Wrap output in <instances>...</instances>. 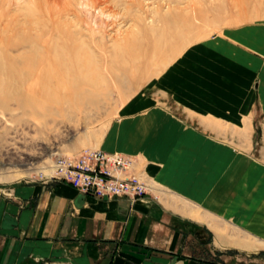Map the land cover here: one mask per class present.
Here are the masks:
<instances>
[{
    "label": "crops",
    "instance_id": "1",
    "mask_svg": "<svg viewBox=\"0 0 264 264\" xmlns=\"http://www.w3.org/2000/svg\"><path fill=\"white\" fill-rule=\"evenodd\" d=\"M222 34L189 44L141 86L119 109L100 149L136 155L167 196L229 217L248 236L220 238L222 246L260 254L264 164L189 137L217 134L225 124L249 138L250 147L260 138L264 149V26ZM168 100L183 114L168 116L161 106ZM205 143L214 147L207 155ZM156 196L99 198L62 181L0 188V264H212L218 250L203 256L187 244L188 229L195 240L203 227L212 230L187 207L170 208ZM246 264H264V256Z\"/></svg>",
    "mask_w": 264,
    "mask_h": 264
},
{
    "label": "rangeland",
    "instance_id": "2",
    "mask_svg": "<svg viewBox=\"0 0 264 264\" xmlns=\"http://www.w3.org/2000/svg\"><path fill=\"white\" fill-rule=\"evenodd\" d=\"M46 1L0 0V26L10 21L13 22L15 30L21 28L26 31L24 33L27 36H41L44 33L42 37H50L49 34L56 23L60 26L55 34L58 35L56 37L60 48L69 42L71 37L78 38L82 46L85 43L88 46L80 45L76 51L72 47L67 48L69 50L66 49V53L64 49L59 54H67L68 58L64 56L67 60L73 54L80 55L79 58L84 57L85 60L83 59L81 68L67 67L61 70V74L66 77L64 83L54 79L47 82L34 81L35 75L28 76L27 70L31 69L34 74L40 73L39 64L35 67L22 65L21 77L18 75L11 78L0 69V161L6 163L0 166V188L24 181L46 182L40 178V171L48 173L56 155H74L85 149L103 148L106 132L121 106L141 86L150 84L189 44L221 37L228 29L239 30L254 24L264 26V0H101L106 4L103 7L107 8L109 13L118 15L116 25L120 26L116 27L119 28V39L111 42L110 39H105L104 33V36L100 35L102 29L92 33L83 29L84 22L91 17L82 9V3L87 0H52L49 5ZM60 12H65L62 14L64 18L59 15ZM51 15L57 17L51 18ZM109 29L106 31L111 33ZM126 34L128 35L124 39ZM153 40L159 45L154 46ZM100 43L103 48L99 47ZM101 49H104L103 52ZM25 54L27 57H38L42 56L44 51L27 50ZM69 71L74 74L71 76ZM30 98L40 105L35 112L22 109V101ZM161 106L172 118L173 110L182 112L172 106L169 100ZM218 129L219 132H212L211 136L195 131L194 135L189 137L198 143H217L220 147L234 151L236 157H248L254 162L264 164V149L260 138V142L257 138V143L250 147L247 143L249 138L240 137L241 134L234 132L232 127L219 124ZM240 139L245 142H238ZM213 149V146L205 143L203 153L207 155ZM25 167H31V172L21 174L18 169ZM151 181L155 188L154 193H157L167 206L176 210L186 209L182 206L180 198L167 196L162 186L157 185L152 178ZM187 209V212L196 213L203 226L212 230L203 227L200 240L198 237L194 239V229L187 230V244L195 247V253L198 254L201 249L203 256H206L207 253H216L218 250L219 255L213 257L210 263L246 264L253 256H264L262 250L258 254L220 244L221 239L239 241L246 236L241 228L233 226L231 218L223 215L226 218L223 219L205 208L192 206ZM206 220L208 224L205 223ZM196 230L198 235L199 230ZM191 253L194 255V252Z\"/></svg>",
    "mask_w": 264,
    "mask_h": 264
},
{
    "label": "bare ground",
    "instance_id": "3",
    "mask_svg": "<svg viewBox=\"0 0 264 264\" xmlns=\"http://www.w3.org/2000/svg\"><path fill=\"white\" fill-rule=\"evenodd\" d=\"M10 1V0H9ZM21 1V0H20ZM25 1V0H24ZM28 1V0H27ZM31 1V0H30ZM52 0H47L46 1V4H50ZM147 1V0H146ZM149 1V0H148ZM8 2V1H7ZM56 1H54L55 3ZM78 2H82L81 0H79ZM84 2V0H83ZM10 4V2H9ZM8 4V5H9ZM21 4V3H20ZM80 6L81 3H79ZM83 4V7L82 8L85 13L87 15H90L91 17L87 20V22H84L83 24V29L84 30H88L89 33H92V32H95L96 30H101L102 29V34L100 35H103L105 34V39L106 40H111V42L115 41L116 38L119 37V28L117 29L116 26H120L119 24L116 25V18L118 17L117 14H111L109 13L108 10H106L107 8L103 7L105 6L106 4L103 3L101 0H87L85 1ZM46 5V6H48ZM54 5H57V4H54ZM78 5V4H77ZM6 6V5H5ZM22 6V4H21ZM74 6V5H73ZM64 7V6H63ZM24 8V7H23ZM22 8V9H23ZM51 8V6H50ZM49 8V10H50ZM53 8V7H52ZM55 8V7H54ZM58 8V7H57ZM61 9V8H60ZM60 9H58V11H60ZM61 10H64V9H61ZM69 10V9H67ZM71 10V9H70ZM77 10V9H76ZM54 10H52V13L55 14V12H53ZM57 11V10H56ZM66 11V10H64ZM82 11V10H81ZM62 12V11H61ZM60 12V13H61ZM69 12V11H68ZM73 12V11H72ZM79 12V11H78ZM50 13V11H49ZM48 13V14H49ZM65 13V12H64ZM64 13H61L59 15L62 16V14ZM70 13V12H69ZM58 14V13H57ZM68 13L66 12V15ZM58 15V17H59ZM65 15V16H66ZM83 15V14H82ZM52 16L54 15H51V18ZM57 17V15H55ZM54 16V17H55ZM76 16V15H75ZM55 17V18H56ZM64 18V16H62ZM88 17V16H87ZM50 18V19H51ZM67 18V17H65ZM77 18V16H76ZM69 19V18H68ZM55 20V19H54ZM81 21V20H80ZM79 21V22H80ZM83 21V19H82ZM63 22V21H61ZM74 22V21H73ZM3 23V22H2ZM15 23V21H14ZM64 23V22H63ZM61 23V24H63ZM68 23V21H67ZM70 23V22H69ZM68 23V24H69ZM5 25H1L3 28L0 29V69H3L7 74H9L12 78V76H20L21 77V72H22V69L20 68L22 65L24 66H38L37 64H39V69H40V73H31V69L27 70L29 71L28 72V76H32V75H35V79L34 81L36 82H39V81H44V82H47V81H50L51 79H54L56 81H61V83H64V81L66 80L65 74H61V70H63L64 68H77V67H80L84 64H82V61H84V57L83 59L82 58H79L80 55L77 56V54H73L70 59H65L64 56L65 53H66V49L67 48H71L72 49H75V51L77 50L76 48H78L80 45V47H83L82 44H79V41H78V38H69V42L67 43H62L61 45V48H60V45L59 43L57 42L58 41V35H55L56 34V31H58L59 29V25H57L56 23L54 24V28L53 30L51 31V34L50 37H42L44 33H42L41 36H32V35H28L27 34L25 35L26 31L23 30V29H19V30H15V27H14V24L13 22L11 23L10 21H7V23L4 22ZM60 24V25H61ZM80 24V23H79ZM82 24V22H81ZM0 26V27H1ZM18 26V25H17ZM67 26V25H66ZM62 27V26H61ZM111 28V30L109 29ZM62 29V28H61ZM66 29V28H65ZM76 29V28H75ZM106 29H109L111 31V33L107 32ZM82 30V29H81ZM25 31V33H24ZM145 31V30H144ZM55 32V33H54ZM99 32V31H98ZM78 33V32H77ZM87 33V31H86ZM104 33V34H103ZM127 33V32H126ZM131 33V32H130ZM69 34V33H68ZM73 34V33H72ZM95 34V33H94ZM55 35V36H54ZM97 35V34H96ZM95 35V36H96ZM128 34H126L124 36V39L125 37H127ZM60 36V35H59ZM68 36V35H67ZM73 36V35H72ZM102 36V37H103ZM66 37V35L64 36ZM63 37V38H64ZM93 37V36H92ZM46 38V39H45ZM62 38V36H61ZM104 38V37H103ZM75 39V40H74ZM119 39V38H118ZM95 40H96V37H95ZM99 41V40H98ZM102 41V40H101ZM154 42L153 45L156 46L158 44L157 41L153 40ZM63 42V41H62ZM65 42V41H64ZM82 41H80L81 43ZM97 42V41H96ZM71 43V44H69ZM99 43V42H97ZM94 44V43H93ZM101 44V43H100ZM99 44V47L101 46L102 47V44L100 45ZM112 44V43H111ZM89 45V44H88ZM159 45V44H158ZM87 45H85L86 47ZM91 46V45H90ZM97 46V45H96ZM115 46V45H114ZM84 47V48H85ZM88 47V46H87ZM94 47V45H93ZM98 47V48H99ZM60 48V49H59ZM96 47H94L93 49H95ZM103 48V47H102ZM43 50L44 51V54L42 56H38V57H31V55H29L28 57L26 56L25 52L27 50L29 51H36V50ZM59 49V52L58 50ZM65 49V53L64 54H59L60 52H63V50ZM105 49V48H104ZM104 49H101L102 52ZM62 50V51H60ZM69 50V49H67ZM96 50V49H95ZM74 50H72L73 52ZM99 53H101L100 49H98ZM71 52V51H70ZM80 52V51H79ZM76 53V52H75ZM97 53V52H96ZM81 54V52H80ZM89 53H87L88 55ZM102 56V55H101ZM68 58V56H66ZM92 57V56H90ZM37 58V59H36ZM87 58V57H86ZM82 59V60H81ZM87 61V60H86ZM94 61V59H93ZM93 63V62H92ZM91 66V65H90ZM83 67V66H82ZM78 68V69H80ZM72 69V68H71ZM67 70V69H66ZM64 72V71H63ZM70 72V71H69ZM68 72V73H69ZM75 72V71H74ZM25 73V72H24ZM31 73V75H30ZM71 74V72H70ZM72 74H74L72 72ZM71 74V76H72ZM26 75V74H25ZM69 75V74H68ZM67 76V75H66ZM70 76V75H69ZM68 76V77H69ZM74 76V75H73ZM17 81V80H16ZM10 84V83H9ZM65 85V84H64ZM22 109L23 111H26L28 110V112H35L36 109H38V107L40 105H38V102L35 101V99L33 98H30V99H26L24 101H22ZM45 110V109H44ZM48 111V110H47ZM34 115V114H33ZM51 150V149H50ZM44 152V151H43ZM19 158V157H18ZM29 158V157H28ZM38 158V157H37ZM12 159V158H11ZM21 159V158H19ZM24 159V158H23ZM31 159V158H30ZM16 160V159H15ZM18 160V159H17ZM22 160V159H21ZM26 160V159H25ZM13 161V160H12ZM23 161V160H22ZM28 161V160H27ZM25 161V162H27ZM31 161V160H30ZM11 162V160H10ZM18 162V161H17ZM12 163V162H11ZM6 163H2L0 161V166L2 165H5ZM13 165V164H12ZM24 165H26L24 163ZM18 166V165H17ZM21 167V166H20ZM32 167V166H31ZM31 167H25L24 169H18L21 174H26V173H30L32 168ZM11 168V167H10ZM8 169V168H7ZM12 169V168H11ZM2 170V169H1ZM10 170V169H9ZM17 170V168L15 169ZM22 170V171H21ZM28 175V174H27ZM26 175V176H27ZM23 178V177H22ZM11 180V179H10ZM6 182V181H5ZM9 182V181H8ZM159 193V192H158ZM162 193V192H160ZM157 195V193H155ZM187 204V203H186ZM187 207V206H186ZM185 207V208H186ZM192 208V207H191ZM189 210V209H187ZM192 212V211H190ZM195 212V211H194ZM188 215H193L195 218L196 217V213H187ZM198 215V214H197ZM192 216V217H193ZM206 216V215H205ZM209 219V218H208ZM204 220V219H203ZM198 221V220H197ZM207 222V220H206Z\"/></svg>",
    "mask_w": 264,
    "mask_h": 264
},
{
    "label": "built area",
    "instance_id": "4",
    "mask_svg": "<svg viewBox=\"0 0 264 264\" xmlns=\"http://www.w3.org/2000/svg\"><path fill=\"white\" fill-rule=\"evenodd\" d=\"M40 178L71 184L96 197L125 198L130 202L153 198L154 186L136 155L85 149L74 155H56L48 173Z\"/></svg>",
    "mask_w": 264,
    "mask_h": 264
}]
</instances>
